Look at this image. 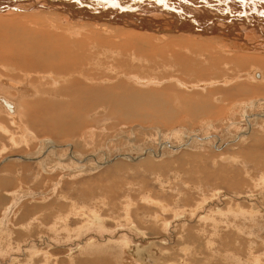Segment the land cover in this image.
Masks as SVG:
<instances>
[{"label":"rangeland","instance_id":"rangeland-1","mask_svg":"<svg viewBox=\"0 0 264 264\" xmlns=\"http://www.w3.org/2000/svg\"><path fill=\"white\" fill-rule=\"evenodd\" d=\"M16 61L18 60L11 59L17 69L4 71L0 68V72H9L8 75L11 78L15 77V80L24 81L25 72L31 69L19 70L18 67L20 68V66L17 65L18 62ZM52 69H54L53 72L56 71L55 73L62 72L60 67H53ZM245 69L247 72L249 71V68ZM14 71L16 72L14 73ZM111 72L109 69L108 74L115 80L117 77L122 79L123 76L113 75ZM16 73L17 76H15ZM102 74L103 72L98 70L94 76L99 79L110 77L108 75L102 77ZM128 75L141 77L145 75V78H151V83L152 80L157 82L142 86L143 84H139L137 80L124 76L123 79L127 80L126 82L129 84L127 85L130 86L131 90L136 91L143 88L142 91L150 92L162 90L164 94L173 96L172 99L176 98L173 99L171 112L170 108L163 109L166 115L159 117L158 120L161 121L159 122L161 125L147 120L144 123L137 118L128 120L123 114V110L109 101L105 102L108 100L106 98L100 99L103 101L91 98L93 99L91 102L77 103L72 96L75 95L79 98L86 93L85 91H75L71 94L70 90H64L59 86L47 87V92H56V100L50 102L48 106L34 105V101L32 102L33 108L28 109L24 106L22 108L20 105L24 101H26V105L29 104L31 98L25 96L19 98L20 94L14 88L5 90L9 96L20 101H18L20 104L18 109L25 111L26 125L36 137L28 135L24 129L20 130L17 127V125H26L16 116V109L12 113H8V116L0 111V123L10 129L9 132L0 130V181L4 179L0 182V264H264V149L260 147L251 148L250 143L242 142L243 138L246 140L251 138L248 135H256L262 132L261 127L264 122L258 119L256 113H261V110L264 112V102L260 101V99H264V92L244 96L237 90L243 85L240 83L242 80L239 82L240 84L219 82L226 75L236 76L234 72L220 73L211 78H201L195 75L186 76L173 69H157L155 72L147 73L133 72ZM246 77L252 82H262L260 79L255 80L249 76ZM31 78L30 80L34 83L41 80L40 76L32 75ZM176 78L186 82L187 87L179 84V80ZM119 79L115 83H118ZM170 79L173 80L168 81ZM85 83L88 85L87 82ZM102 84L100 87H97L99 85L94 86L96 90L93 92L101 93L102 89L99 88L106 89V86H110L105 83ZM44 86L46 85H39L41 88ZM228 92H233V94L231 93L226 101H220L218 96L221 95L222 99V94L224 93L227 97ZM69 93L71 94V98H68V100L71 99L70 101L60 100L62 96L69 95ZM172 93L173 95H171ZM174 95L186 99L181 101L178 96ZM193 96L197 102H201L204 98L205 102L210 98L209 101L212 103L210 105L213 107H210L208 114L200 113L189 117L190 112L187 109L185 111L184 108L189 105L187 99ZM206 97L208 98L206 99ZM211 99L216 101L211 102ZM240 99L243 100L240 101ZM237 100L247 105L246 114H249L252 119L233 115L235 113L232 106ZM258 101H260L259 104ZM10 102L14 107V103ZM105 105H109V107ZM88 109L89 112L92 111V115L91 112L90 114L86 112ZM62 110L73 114L66 119L62 117L63 120L62 118L56 120V122L61 120L65 122L59 127L56 125L58 129L64 131L65 136L42 131L43 126L50 128L51 125L56 124L54 121L55 113H61ZM93 111L98 112L99 116ZM183 111L185 112L183 113L184 119L187 120L175 121ZM117 112L119 115L115 114ZM9 116H14L18 121L12 120L14 118ZM38 121L43 126H37ZM122 131L124 137L121 136L120 132ZM128 135L130 138H126ZM15 136L18 140L15 139ZM92 137L94 138L92 139ZM48 139L51 143L60 144L65 154V150L72 149L71 145L67 143L75 146L73 151L77 150L79 158L85 159L83 163H86V166L82 169V173H80L79 167L71 165V161L74 159L71 152L68 153L71 160L65 156H63L64 159L63 157L62 159L59 158L61 153L55 155L53 152L58 151L57 149L43 157H38L44 151V145L46 142L48 143L45 140ZM140 148L142 150H139ZM149 149L151 150L149 151ZM138 151L141 153L139 154ZM28 154H32L34 158L15 157V155L26 156ZM107 154L109 156H106ZM137 154L148 160H155L159 163L161 161L169 162L172 165L170 164L168 170L159 166L160 170L159 167L148 165L150 163L148 161L143 167H139L137 165L142 162V159L131 160L128 157V155L136 157ZM225 156H231L233 160L224 158ZM193 157H196L200 162H193L192 165L190 161L184 165L185 161ZM247 157L251 159L259 157L261 161L258 163L251 162ZM100 163L104 164L100 165ZM181 164H183L182 168ZM89 166H91L90 170ZM77 172L79 174L75 175ZM191 185H193L192 189L187 191L188 187L186 186ZM64 192L71 198L62 199ZM143 196L157 198V201L165 200L169 211L165 209L167 212L163 215L159 214L162 208L156 207L155 211L159 214V220L168 219L170 223L168 230H160L159 228L157 230L153 225L145 223L146 210L149 207L152 210L154 206L152 204L150 206L151 201L143 200ZM122 198L124 199L122 200ZM72 201L76 203L82 213L86 214L83 218L80 216L76 218L75 214L72 215L75 213L73 205H71V203L73 204ZM125 201H128L129 204L137 202L134 207L132 205V209L137 210L138 207L140 210L138 214L140 215L138 216L135 214L136 212L132 211L131 215V212L125 210L123 205L126 204ZM109 205L113 206V209ZM89 210L90 212H88ZM107 211L108 213H106ZM174 211L177 213H173ZM61 214L70 217L68 224H66L68 232L66 227L62 226L63 228L60 229L61 222L64 221ZM181 216L185 221H182ZM93 217H96L97 220L100 218L102 226L88 224L87 227L86 218ZM126 217L137 224H140L138 222L142 223V225H138V231L130 229ZM59 218L62 219L60 223ZM72 220L74 221L72 222ZM56 221L58 224L54 225ZM43 223L48 224V226ZM81 224L84 226L83 228ZM49 225L53 226L54 229H60V232L56 234ZM189 231L193 232L188 234ZM69 233L73 235L70 236ZM188 235L194 236L197 240L200 239L201 243L198 241L199 244L194 238L192 239L193 243H188L187 240L190 238ZM131 244L133 247L130 246ZM27 245L28 248L26 249ZM185 246H187L186 249ZM131 248L133 253L130 251ZM138 251L139 255L141 252L143 256L152 252L161 262L150 259L144 262L139 258Z\"/></svg>","mask_w":264,"mask_h":264},{"label":"bare ground","instance_id":"bare-ground-1","mask_svg":"<svg viewBox=\"0 0 264 264\" xmlns=\"http://www.w3.org/2000/svg\"><path fill=\"white\" fill-rule=\"evenodd\" d=\"M11 59L18 60L16 62H18L17 65L20 66V68L18 67L19 70L25 68H30L31 70H27L25 72L23 78L24 81L15 80V77L11 78L10 75H8L9 73L8 71H7L8 73L0 72V111L8 116V113L10 114L13 112V110L16 109L17 112L15 113L16 116H18V119L20 118L25 125L27 121L24 116L25 111H22V109L21 110L18 109V105H20L18 104L19 100L17 101L12 96H9L5 92L6 89H10V88L17 89L16 90L18 91L17 93L20 94L19 98L20 97L24 98V96L31 98L30 102H28L29 104L26 105L25 104L26 101H24L20 105L22 108L24 106L27 107L28 109L33 108L32 102L34 101H35L34 105L48 106L50 102L56 100L57 98V95H55L56 92L51 93L50 91L51 93L50 94L49 91L48 92L46 91L47 87L59 86L64 90H70L71 94H73L75 91H85L86 93L79 98L75 95L72 96L73 99L77 103L81 104L82 102L83 103L91 102L93 101L94 98H96L94 100H99V101H103L100 100L101 98L104 99L106 98L108 100H105V102L109 101L113 105L119 106L120 109L123 110V114L126 116L128 120L131 118H137L140 119V121L141 120L144 121V123L147 120V121H152L153 123L156 122L159 125H161V123H159L161 121L158 119L160 116L163 117L166 115L163 109L170 108V112H171L173 99L176 98L172 99L173 96L164 94L162 90H160L159 92L142 91L144 90V88L142 90H136V91H134V89L131 90L130 86H128L129 84L126 82L127 80L123 79V77L127 76L130 79L133 78L134 80H137L139 84H143L142 86H144L145 84L151 83L150 81L151 78L147 79L145 78L146 77L145 75L141 77L138 75L132 76L128 74H131L133 72H145V73L150 71L155 72L157 69H167V70L173 69L174 71L181 74H185L186 76L195 75L201 78H209V77L211 78L220 73L234 72L236 76L226 75L225 77L220 79V81L219 79H217V81L225 84L226 83L231 84L235 82L237 84L243 83V85L239 87L237 90L239 91V93L243 94L244 96L258 94L260 92L263 93L264 83L262 82H264V0H0V68L4 69V71L6 70L13 71L14 69H17V66L14 65L13 62H11ZM53 67L62 68V72L61 73L58 71H57L58 73H55L56 71L53 72L54 70L52 69ZM108 68L112 71L111 74L123 76L121 80L119 79V77H117V79L120 80L118 83H115L117 79L115 80L113 77H111V75L108 74L109 71ZM245 68H249V71L247 72ZM98 70H101L103 72L102 77H106V75L110 77L109 78L106 77L103 79L96 78L94 74ZM15 72L16 71H14V73ZM32 75L36 77L40 76L41 80L39 79L40 81L38 83H34V81H32L33 79L31 78ZM15 76H17V73ZM246 76H249L250 78L255 80L260 79L262 80V82L261 83L252 82ZM30 78L32 80H30ZM172 80L173 79H170L168 81H172ZM178 80H179L178 81L179 84L187 87L186 82L180 79ZM153 81L154 80H152V83L156 82ZM85 82H87L88 85H86ZM101 83L103 84L105 83L106 85H110V86H106L107 87L106 89L99 88L102 89L101 93H94L93 91L96 90L95 89L96 87L94 88V86L99 85L97 87H100ZM39 85H46V86L41 88L39 87ZM231 93L233 94V92ZM231 93L228 92L227 97H225L223 93L222 99H221V95L218 94L219 95L218 97L220 98L219 100L223 102L226 101V99L229 96H231ZM71 94L69 93V95L62 96V99L60 100L62 101L68 100L69 97L71 98ZM171 95H173V93ZM177 96L181 101L183 99H186L184 97H180L179 95ZM207 98L208 97H206V99ZM187 100L189 105L186 106L184 109L185 111L187 109L190 112V114H188L189 117H191L190 115H198L200 113L208 114V112H210V107H213L212 105H210L212 104L209 101L210 98L208 99V101L206 100L207 102L205 101L206 103L204 102L205 98L201 102H197L194 100V96L190 97ZM242 100L243 99H240V101ZM10 101L14 103L15 105L14 107L11 105ZM212 101L213 100L211 99V102ZM237 101L234 102L232 106V110L235 113L233 115L244 119L246 118L252 119L249 114H246L247 105H245L240 101H238L239 102L238 103ZM260 101L264 102V99L263 100L260 99ZM260 101H258L257 103L259 104ZM255 105L256 104L254 103V106ZM105 106L109 107V105H105ZM121 110L119 111L122 112ZM86 112L88 113L89 109L88 111L86 110ZM90 112L92 115L93 114L92 111ZM95 113H97L96 115L99 116L98 112ZM183 113L185 112L183 111L182 114L179 115L175 121L183 122L182 121L184 119ZM115 114L119 115L118 112ZM115 114L113 115L114 117L116 116ZM256 114L258 119H261L264 122V112H262L261 110V113H256ZM71 116H73V114H71L70 112H63L62 110L61 113H57V114L55 113V117L54 116L53 117H54V121L56 122L57 118L64 117V119H66ZM9 117L14 118L12 120L16 122L18 121L14 116H9ZM61 121L56 122L54 126L51 125L50 128H44L42 123L38 121L37 126L38 125L43 126L41 128L42 131H47L48 133H52V134L55 133V135H61L64 133V131L60 128L58 129V127L63 123H65L64 121L62 122ZM56 125L58 127H56ZM17 127H19L20 130L24 129L28 135L36 137L34 135V132H31L28 129L27 125L26 126L17 125ZM1 129L2 131L4 130L6 132H9L10 130L7 126L0 123V130ZM261 129L262 132H259L256 135H248L251 136V138L247 140L243 138L242 142L247 141L248 143H250L251 148L260 147L264 149V133H263L264 125H262ZM120 133L122 137L125 136L123 135L124 134L123 131ZM63 136H65V134H63ZM93 138L94 137H92V139ZM126 138H130V135L126 136ZM16 140H18V138ZM45 141H48V143L46 142V144L44 145L45 149L42 147L44 151H42V154L39 155L38 157L40 156L43 157L44 155L48 153L50 154L57 149L58 151L53 152L55 155L56 153H61L59 154V158L62 159V157L65 156L66 158L69 159L68 153L71 152L74 155V159H72L71 165L75 167H79L81 169L80 173H82V169H84V166H86L85 165L86 163H83L85 159L79 158L77 150L73 151V147L75 146H73L71 143H67L71 145L72 149L65 150L66 151L65 154L63 153V149L60 144L58 145L55 144L54 142L51 143L50 139ZM139 150L142 149L140 148ZM150 150L151 149H149V151ZM140 153L141 151L139 152V154ZM139 154H137L136 157H131L130 155H128V157L131 160H137L138 158L142 159L141 160L142 162L140 163L138 162L139 163L138 165L136 164L139 167H143L144 164L148 161L150 162L148 165H153L154 167L160 166L163 167L164 169L169 168L170 164L172 165V163L169 162L161 161L159 163L156 162L155 160H148L147 158L140 156ZM106 156L109 155L107 154ZM15 157L24 158V159L34 158L32 154H28L26 156L15 155ZM224 158H230L233 160L231 156H225ZM247 159H249V161L251 162H257V163L261 161V158L259 157H256V159H251L247 157ZM190 161L192 164L193 162L196 163L199 160L196 157H193L185 161L184 165L188 164ZM101 164L104 163H100V165ZM180 166L182 168L183 164H181ZM75 167H73L74 170ZM90 167L91 166L88 167L89 170ZM91 170L93 171V168ZM78 174L79 173L77 172V174L75 175ZM3 180L4 179H2L1 181ZM193 185H197V184H193ZM193 185L186 186L188 187L187 191L192 189L191 187ZM65 198L69 199L71 197L67 196L64 192L62 199ZM103 198L105 197L103 196ZM123 199L124 198H122V200ZM157 200H158L157 198L151 196L146 197V201H151L150 203H152L154 208L152 210L149 209L146 210L147 213L146 217L148 218L145 219L146 220L145 223L146 224L149 223L153 225V227H155L157 230L158 228L160 230H164V229L168 230L170 227V223L168 219L163 221L159 220L158 218L160 217H158L159 214L157 213V211H155V208L157 207V208H163L161 210L164 209H166L167 211L169 210L165 204V200H161V199H160L161 201H157ZM112 202H114L113 199ZM125 202L126 204H123L124 202L121 203L124 205L125 210L136 212L135 213L136 215L138 216L140 215L138 214V212L140 211L138 207L137 210L132 209L137 202L136 203L131 202V204H129L128 201ZM102 204L101 206L103 207ZM71 205H73L75 211V213H73L72 215L75 214L76 218H79V216L80 218H83V216L86 215L81 212L80 208L76 206V203L73 202V204L71 203ZM109 207L111 206L109 205ZM111 208L113 209V206ZM62 211L60 212L62 213ZM88 212H90V210ZM132 212L130 213L131 215ZM106 213H108V211ZM173 213H177V212L174 211ZM62 214L64 215V213ZM62 214L61 216L63 217L64 221L61 222L62 219L59 218L60 219L59 223L61 222L60 229L66 227V224H68L70 218L69 216L68 217L63 216ZM127 218L128 217H126V219ZM86 219H85L86 226L88 224L101 225L100 218L98 220L96 217L86 218ZM73 221L74 220H72V222ZM127 221H129L127 224L130 226V229L134 231L135 230L138 231L139 229L138 225L140 224L142 225L141 222H138L140 224H137L136 222L131 221V219L130 220L127 219ZM182 221H185L183 217H182ZM57 222L58 221H56L54 225H56ZM45 225L48 226V224ZM37 226L40 227V225ZM53 226H50L51 230L56 232V234H58V232H60L59 231L60 229H54ZM56 227L58 228V226ZM83 227L84 226H82V228ZM66 228L68 232V227ZM37 230H39V228ZM192 232L193 231H189L188 234H191ZM72 235L73 234L71 233L70 236ZM192 235H188V237L190 238H188L189 240L187 241L190 244L193 243L192 242L193 238L196 239ZM68 238L70 240V237ZM186 247L187 246H185V249ZM27 248L28 245L26 249ZM130 251H132V248L130 249ZM137 253L139 254V251ZM139 258L144 262H146L149 259L155 260V262H161L157 256L152 254V252H148V255L146 256H143V253H140Z\"/></svg>","mask_w":264,"mask_h":264},{"label":"crops","instance_id":"crops-1","mask_svg":"<svg viewBox=\"0 0 264 264\" xmlns=\"http://www.w3.org/2000/svg\"><path fill=\"white\" fill-rule=\"evenodd\" d=\"M55 188H57L56 186H55ZM146 197H148V196H143L142 198L143 199H145V201H146ZM160 200V199H159ZM164 200V199H163ZM150 204V206H151V204L152 203H149ZM163 209V208H162ZM149 210H150V207H149ZM128 212H131V211H128ZM165 212H167L165 209L164 210H161V213H159V214H165ZM165 217V216H164ZM146 218H148V217H146ZM155 228V227H154ZM156 229V228H155ZM197 241H199V240H197ZM130 246H132V244L130 245ZM133 247V246H132ZM141 253V252H140ZM139 255V254H138ZM142 256V255H141Z\"/></svg>","mask_w":264,"mask_h":264},{"label":"water","instance_id":"water-1","mask_svg":"<svg viewBox=\"0 0 264 264\" xmlns=\"http://www.w3.org/2000/svg\"><path fill=\"white\" fill-rule=\"evenodd\" d=\"M11 108V107H10Z\"/></svg>","mask_w":264,"mask_h":264}]
</instances>
